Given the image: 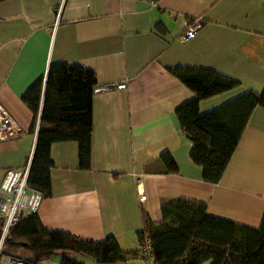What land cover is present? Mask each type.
<instances>
[{
    "label": "crops",
    "instance_id": "crops-1",
    "mask_svg": "<svg viewBox=\"0 0 264 264\" xmlns=\"http://www.w3.org/2000/svg\"><path fill=\"white\" fill-rule=\"evenodd\" d=\"M198 17L196 35L181 40ZM60 61L96 72L92 160L91 167L81 166L77 140L52 143V194L38 209L46 227L92 240L115 235L123 249H137L143 209L161 222L162 207L178 198L204 202L210 215L259 226L264 106L253 109L220 181H207L177 115L197 94L170 68L207 66L239 80L201 99V113L247 90L261 91L264 0H0V101L22 127L20 137L0 142V187L9 170L31 167L49 67ZM39 78L34 124L22 96ZM105 84L111 87L99 88ZM39 264L61 263L52 257Z\"/></svg>",
    "mask_w": 264,
    "mask_h": 264
},
{
    "label": "trees",
    "instance_id": "trees-1",
    "mask_svg": "<svg viewBox=\"0 0 264 264\" xmlns=\"http://www.w3.org/2000/svg\"><path fill=\"white\" fill-rule=\"evenodd\" d=\"M171 71L192 88L197 96L177 108L181 126L194 144L191 156L202 165L203 177L220 181L247 125L253 109L264 106V88L247 90L205 113L203 98L234 88L239 80L207 66L177 65ZM96 72L76 62L50 64L42 106L37 144L29 169L28 184L52 194L51 145L55 141L77 140L80 162L91 167L92 99ZM43 78L23 94V100L39 114ZM170 170L178 166L169 152L162 154ZM163 220L155 222L143 209L139 239L149 236L158 264H264V212L259 226L253 227L210 215L206 204L178 198L162 207ZM4 220L0 219V237ZM8 255L39 264L58 257L61 264H143L137 249L125 250L115 235L102 240L80 238L74 233L44 225L38 211L20 219L10 229L0 249V259ZM88 257L92 259L89 262Z\"/></svg>",
    "mask_w": 264,
    "mask_h": 264
},
{
    "label": "built area",
    "instance_id": "built-area-1",
    "mask_svg": "<svg viewBox=\"0 0 264 264\" xmlns=\"http://www.w3.org/2000/svg\"><path fill=\"white\" fill-rule=\"evenodd\" d=\"M202 22L198 17L180 35V39L187 41L193 38L201 28ZM126 83H120L124 87ZM111 84L101 85L99 88H109ZM22 127L18 120L7 110L0 101V142L16 139L21 136ZM29 169H11L7 172L0 187V219L4 220L0 237V249L11 227L30 213L38 211L43 199L41 191L28 184ZM145 193H140L143 201ZM139 258L143 264H158L155 261L153 243L149 236L138 240ZM4 264H31L24 259L7 257Z\"/></svg>",
    "mask_w": 264,
    "mask_h": 264
},
{
    "label": "rangeland",
    "instance_id": "rangeland-1",
    "mask_svg": "<svg viewBox=\"0 0 264 264\" xmlns=\"http://www.w3.org/2000/svg\"><path fill=\"white\" fill-rule=\"evenodd\" d=\"M88 260H89V262H92V259L89 257H88ZM208 262L210 263V261L208 260V261L203 262L202 264H207Z\"/></svg>",
    "mask_w": 264,
    "mask_h": 264
}]
</instances>
